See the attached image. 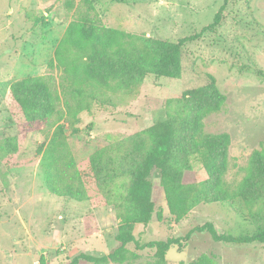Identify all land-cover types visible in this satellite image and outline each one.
I'll return each instance as SVG.
<instances>
[{"label":"rangeland","instance_id":"rangeland-1","mask_svg":"<svg viewBox=\"0 0 264 264\" xmlns=\"http://www.w3.org/2000/svg\"><path fill=\"white\" fill-rule=\"evenodd\" d=\"M0 0V140L17 136L18 161L7 168L0 157V264H68L81 252L101 255L116 245L119 218L112 205L100 197L97 204L59 197L45 188L38 166L36 146L47 142L52 128L43 122H27L7 111L10 84L27 75L52 74L48 65L54 49L81 0ZM224 0H94L93 15L107 27L120 29L141 45L145 38L175 42L212 21ZM179 78L148 75L129 86L111 85L89 95L73 93L82 109L61 122L76 162L106 147L123 153L130 138L165 118L183 91L202 86L207 74L226 96L220 110L207 115L206 133L230 136L228 167L224 179L235 188L246 173L254 149L264 146V77L247 71L256 66L264 72V0H227L222 22L213 33L184 45ZM173 101L170 105L166 102ZM62 103V102H61ZM12 119H11V118ZM188 182L205 178L201 164L192 160ZM152 199L155 212L147 225L133 232L141 241L182 236L186 230L211 222L216 232L232 235L253 230L247 208L240 199L233 206L200 203L180 220L170 214L158 171L153 172ZM124 193L127 179L115 182ZM160 213L161 219L157 218ZM130 250L138 258L122 264H157L152 250ZM211 264H264V245L215 242L209 233L195 232L183 249L170 248L161 264H189L199 255ZM79 264H91L80 262ZM107 264H116L108 262Z\"/></svg>","mask_w":264,"mask_h":264},{"label":"trees","instance_id":"trees-1","mask_svg":"<svg viewBox=\"0 0 264 264\" xmlns=\"http://www.w3.org/2000/svg\"><path fill=\"white\" fill-rule=\"evenodd\" d=\"M81 1L84 10H75L76 16L65 28L54 49L53 59L48 63L51 69L60 70L59 82L52 74L27 75L10 84L6 102L12 117L19 114L27 122L40 121L52 128L47 142L36 146L38 166L49 193L92 204H97L101 197L106 205H112L117 211L116 245L101 255L81 252L68 264L133 261L139 254L129 249L131 244L136 250H152L156 263L161 264L166 261L170 248L183 249L195 232L209 233L215 242L264 245V146L252 151L244 177L232 188L224 179L230 136L226 132L211 134L204 131V118L219 111L226 100L211 74H207L204 85L183 91L165 118L156 120L130 138L123 153L101 147L78 163L61 122L67 116L75 117L82 109L81 100L75 93L89 95V89L102 91L112 84L129 86L148 75L179 78L184 45L216 30L222 22L227 0L223 1L212 21L199 31L175 42L145 38L140 46L130 40L128 33L104 26L92 14L94 0ZM66 5L71 8L72 0H67ZM246 69L264 77V72L256 66ZM19 142L17 136L0 140V157L7 168L19 166L16 163L21 147ZM192 160L198 161L205 172V178L199 182L187 181ZM154 171H158L167 208L176 221L197 204L233 206L234 200L240 199L247 208L252 232L218 233L211 222H206L186 230L182 236L139 240L133 232L135 225H147L155 212L152 199ZM121 178L127 179L123 194L115 188V182ZM157 218L161 219L160 213ZM211 263L204 254L189 262ZM41 264H45L43 260Z\"/></svg>","mask_w":264,"mask_h":264}]
</instances>
